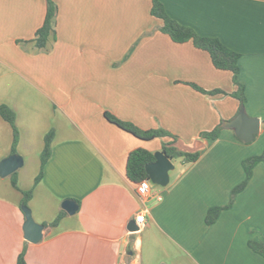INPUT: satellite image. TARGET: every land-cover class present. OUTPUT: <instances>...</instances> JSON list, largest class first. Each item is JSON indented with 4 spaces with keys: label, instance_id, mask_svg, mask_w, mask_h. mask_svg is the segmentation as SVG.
Instances as JSON below:
<instances>
[{
    "label": "crops",
    "instance_id": "obj_1",
    "mask_svg": "<svg viewBox=\"0 0 264 264\" xmlns=\"http://www.w3.org/2000/svg\"><path fill=\"white\" fill-rule=\"evenodd\" d=\"M167 13L200 35L216 37L241 54L239 82L245 112L260 120L251 141L222 127L240 113L224 93L238 86L192 41L175 42L151 13L152 0H54L53 32L44 47L36 34L47 0H0V106L16 114V154L24 163L0 176V264H16L27 244V264H264L249 240L264 239V162L253 170L233 206L215 223L211 207L229 202L244 180L243 160L264 150V0H160ZM109 112L141 129L163 128L185 145L200 140V158L173 160L163 199L142 203L127 176L137 148L162 150L169 137L142 139L106 117ZM54 130L52 155L41 170L45 136ZM12 125L0 115V162L13 155ZM14 172V173H15ZM36 222H52L65 199L79 204L43 238L25 239L23 191ZM145 208L146 223L136 222Z\"/></svg>",
    "mask_w": 264,
    "mask_h": 264
},
{
    "label": "trees",
    "instance_id": "obj_2",
    "mask_svg": "<svg viewBox=\"0 0 264 264\" xmlns=\"http://www.w3.org/2000/svg\"><path fill=\"white\" fill-rule=\"evenodd\" d=\"M47 4H48V9H47L46 19L42 27L38 29L36 34V44L38 47H44L46 45L54 29L53 22L57 13V5L54 2V0H47ZM151 13L155 17H158L162 20V26H161L162 32L169 35L173 41L179 43L192 41L197 48L203 49L210 54L212 62L216 68L232 72L233 81L238 86V88L236 91L228 93L219 88L207 90L195 83H190V85H192L196 90L202 93H208L210 95H214L218 93L229 94L240 101L241 107H245L247 101L245 94V85H243L238 80V76L240 73L239 59L241 54L227 47L224 43H222L220 39L216 37L200 35L191 26L184 25L181 22L177 21L176 19L172 18L167 13L164 4L160 0H152ZM0 115L5 120H7L13 127L14 140H13L12 152L13 154H16L17 153L16 145L19 140V130L16 125V114L8 106L1 105ZM105 115L107 119L110 120L111 122L117 124L121 128L133 133L134 135L142 139L151 140L157 137L160 138L169 137L170 140L163 143L162 151L172 160L180 159L181 163L183 164L192 163L197 161L201 156L202 153L201 151H197L193 153L184 152L178 149L177 147L173 146L172 143L178 139V136L163 128L145 130L139 128L138 126H136L131 122L124 121L109 112H106ZM226 122L228 121H224L223 123H220L210 131L203 132L202 137L206 139L215 140L216 138H218L222 130V127H224ZM53 139H54V130H51L45 136V146L41 155V170L38 176L36 177L35 180L36 184L41 180L43 176L44 166L52 155ZM154 160H155L154 152H152L147 148L140 147L132 151L127 159L128 178L136 183L143 179L149 178V175L146 171V165ZM260 162H264V151L261 154L249 156L243 160V167L246 173V177L242 182H240L232 189L231 197L227 204L214 206L208 210L206 216V222L209 225L216 222L222 211L229 209L233 206L236 195L247 186L248 182L252 177L254 167ZM12 177H13L12 178L13 186L18 188L16 172L12 174ZM32 193L33 190L23 191L24 197L22 200V206H28V201L31 199ZM65 214L66 211L62 209L61 212L58 214V216L52 222L45 223L44 226L48 227V226L58 225ZM27 244L28 243L26 242V245L24 246L23 250L18 255L16 264H27L26 262ZM248 244L253 251L264 256V239L249 240Z\"/></svg>",
    "mask_w": 264,
    "mask_h": 264
},
{
    "label": "water",
    "instance_id": "obj_3",
    "mask_svg": "<svg viewBox=\"0 0 264 264\" xmlns=\"http://www.w3.org/2000/svg\"><path fill=\"white\" fill-rule=\"evenodd\" d=\"M224 127L233 128L238 137L244 141H251L260 131V120L247 116L244 107H241L238 116L226 122ZM173 146L184 152H197L204 147V144L197 140L192 145H185L181 140L172 143ZM155 160L146 165V171L153 184L167 186L170 182V171L175 168V164L162 150L154 152ZM24 163L23 157L13 154L0 162V176L6 177L17 171ZM26 221L24 223L25 239L32 243H37L43 238L44 225L35 221L32 210L29 206H22ZM62 208L69 214H74L79 209V204L73 199H65ZM132 228H137L136 221L131 223Z\"/></svg>",
    "mask_w": 264,
    "mask_h": 264
},
{
    "label": "built area",
    "instance_id": "obj_4",
    "mask_svg": "<svg viewBox=\"0 0 264 264\" xmlns=\"http://www.w3.org/2000/svg\"><path fill=\"white\" fill-rule=\"evenodd\" d=\"M136 192L142 201V203H146L147 201L154 199L155 201H161L163 199L162 189H158L157 191L153 190V183L150 178L143 179L136 184ZM145 208L137 213L136 222L139 226H142L146 223V211Z\"/></svg>",
    "mask_w": 264,
    "mask_h": 264
},
{
    "label": "rangeland",
    "instance_id": "obj_5",
    "mask_svg": "<svg viewBox=\"0 0 264 264\" xmlns=\"http://www.w3.org/2000/svg\"><path fill=\"white\" fill-rule=\"evenodd\" d=\"M264 151V150H263Z\"/></svg>",
    "mask_w": 264,
    "mask_h": 264
}]
</instances>
